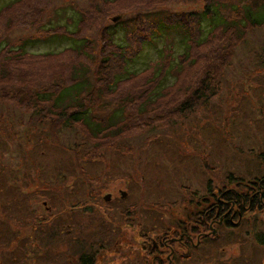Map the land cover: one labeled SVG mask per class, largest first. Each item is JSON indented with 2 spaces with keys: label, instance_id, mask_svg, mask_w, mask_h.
<instances>
[{
  "label": "rangeland",
  "instance_id": "obj_1",
  "mask_svg": "<svg viewBox=\"0 0 264 264\" xmlns=\"http://www.w3.org/2000/svg\"><path fill=\"white\" fill-rule=\"evenodd\" d=\"M263 1L0 0V264H77L80 243L95 264H168L169 246L172 264H264L257 195L213 254L181 240L208 241L192 216L209 192L238 202L264 183V27L201 16L217 3L237 21ZM76 67L99 135L54 113Z\"/></svg>",
  "mask_w": 264,
  "mask_h": 264
},
{
  "label": "trees",
  "instance_id": "obj_2",
  "mask_svg": "<svg viewBox=\"0 0 264 264\" xmlns=\"http://www.w3.org/2000/svg\"><path fill=\"white\" fill-rule=\"evenodd\" d=\"M17 2L15 1L13 5H15ZM8 7V6H5ZM4 7V8H5ZM222 7H220L219 4H211L210 6L207 7V10L205 13L203 12L201 16L205 17L207 20L211 19V22H217L216 25L218 27H222V29L226 31H230L231 29H235L236 31H241L242 27H246L251 25L256 26V27H264V1L262 2L260 9L262 10L261 13L254 12L253 10H250L247 6L241 5V18L240 20L237 21H228L222 15L219 14L220 10ZM216 17L218 18L219 22L216 20ZM220 17V19H219ZM243 21V22H242ZM242 22V23H240ZM72 44H74V47L78 50V48L82 45H79L78 43L82 42H73L71 41ZM85 48L83 44V49ZM22 53V51H20ZM157 68L153 70L157 71L159 68V65H156ZM168 71V68H166L164 71L162 69L160 70L159 76L157 77L159 81L162 79L166 78V73ZM124 74H128L127 78L129 79L132 77L138 76L140 73L139 72H124ZM74 75H75V83L70 86H66L65 88H62L63 91L56 93L52 99V107H56L59 109V111L55 110V114L59 116V118H64L63 123H69L74 124L78 122H83L87 128L88 131L96 133V135L101 134L103 129L99 128L98 124L94 122L93 118H88L87 113L88 111L83 110L84 106L82 104H79L82 102L81 100V94L84 92H88V87L90 85V79L87 72H82V69L80 67H76L74 70ZM120 80H116V83H118ZM93 87V85H92ZM77 92V93H76ZM67 93H76V95L72 96L71 94L67 96ZM89 93V92H88ZM50 100V101H51ZM54 101V103H53ZM35 102H37V98L35 99ZM38 103V102H37ZM80 108V109H79ZM66 109H73V110H66ZM60 110L62 112L60 116ZM73 122V123H72ZM251 186H258L257 184H252ZM254 187L249 188L251 190ZM248 190V191H249ZM247 199V198H246ZM13 240V238L9 239V242H6V244L10 243ZM80 252L78 253V262L77 264H95L96 262V255L93 253V248L85 245V243H80ZM15 260H18L17 258ZM19 261V260H18Z\"/></svg>",
  "mask_w": 264,
  "mask_h": 264
},
{
  "label": "flooded vegetation",
  "instance_id": "obj_3",
  "mask_svg": "<svg viewBox=\"0 0 264 264\" xmlns=\"http://www.w3.org/2000/svg\"><path fill=\"white\" fill-rule=\"evenodd\" d=\"M252 190H254V193H252ZM252 190L248 191V194L250 195V197H247V198H249V199L248 200L241 199V200L238 201L239 203L234 200L235 195H238L237 192H234L232 190H227V192H228L227 197L223 198V200H221V201L217 200L216 202H214L213 200L216 198L217 193L219 192V190H216V192H215L216 195L214 194V192H209L207 198H204V201L206 200L205 203L201 202L200 206H197L198 207L197 211L192 216V219L195 217V219L197 220V222H196L197 223V229L199 227L201 229H203V227L206 228V231L204 232L205 235L203 234V236H202L199 233V234H197L198 237L200 239H206L208 241H206L205 244H202V243L199 244L200 241L197 240V241L194 242L190 237L185 236V234H184L182 236L181 240L184 239V237H185L186 241H189L190 242V246H191V248L186 246L187 247V249L185 251L186 255L190 253V249L192 250V252L194 251L192 253V255L194 253H196V251H197V252H200V253L203 254V256H204L203 258H206L207 254L208 255L213 254L214 251H212L211 247L208 248V245L206 243L212 241L213 239L214 240L217 239L218 242L222 241L219 237L221 235H224V234H220V230H221L220 227L224 226L225 228H227V226H231V225H229L230 223L232 225H238L240 220L243 218V216H241V214L246 212V208H249V211H250V209L254 208L253 207L254 203L256 204L255 205L256 209H257V202L261 204L260 205L261 208H260L259 213H263L264 214V183L258 184L257 188H255V189L252 188ZM220 192H221V196L224 197V195L226 193L223 192V191H220ZM252 194H253V196H252ZM256 195L259 196V199L255 200L254 197ZM254 200H255V202L253 203ZM234 205H239L238 207H240L241 211H240V209H236L237 207L234 206ZM254 219H257V217L253 218L252 222L254 221ZM208 222H210L211 225L206 226V223H208ZM252 222L250 223V228L253 230L254 227H252V225H253ZM230 228L232 230H234V228H232V227H230ZM142 236L145 239L144 240V242H145L146 239H148V235L145 234V235H142ZM204 236H206V237H204ZM234 238H237L236 234L235 233L230 234L229 239L230 240H234ZM258 238H259V240L264 238V234H260V237L258 236ZM223 239H227V238H223ZM151 242L154 245H153V247L148 245V249L149 250L146 253L152 254V253H155V252L158 251V247H159L158 244L159 243L156 244L153 241H151ZM260 242L262 244L260 247H263L264 240L260 241ZM167 243H169V242H167ZM170 243L171 244H173V243H182V241H173V242H170ZM234 243H237V242H233L232 244H234ZM144 245L147 246V244H145V243H144ZM168 248H169V251H170L169 253H171V256L167 259V261H168V264H172V257L175 255V251L172 249L171 246H169ZM221 248H223V247H221ZM218 250H219V248H218ZM145 257H146L145 259H148L147 258V254L145 255ZM156 257L158 258L157 260L159 262H162V254H161L160 251H159V255L156 256ZM249 261H250L251 264H255L256 263L254 260H249Z\"/></svg>",
  "mask_w": 264,
  "mask_h": 264
},
{
  "label": "water",
  "instance_id": "obj_4",
  "mask_svg": "<svg viewBox=\"0 0 264 264\" xmlns=\"http://www.w3.org/2000/svg\"><path fill=\"white\" fill-rule=\"evenodd\" d=\"M122 195H123V197H125L124 194H122ZM104 200L109 201V197H107V198L105 197Z\"/></svg>",
  "mask_w": 264,
  "mask_h": 264
}]
</instances>
